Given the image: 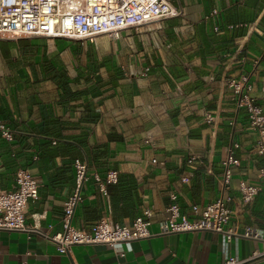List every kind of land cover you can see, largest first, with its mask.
<instances>
[{
	"label": "crops",
	"instance_id": "1",
	"mask_svg": "<svg viewBox=\"0 0 264 264\" xmlns=\"http://www.w3.org/2000/svg\"><path fill=\"white\" fill-rule=\"evenodd\" d=\"M170 1L182 16L126 28L118 37H0V120L13 133L9 141L0 132V187L13 189L19 168L40 182L39 197L26 209V221L40 231L1 230L2 263L221 262L220 233L161 232L172 193L190 217L194 204L223 194L230 197V223L240 231L264 228V196L244 201L239 190L242 181L264 187L257 133L226 82L248 75L264 108V0ZM216 7L220 16L206 17ZM230 148L239 165H231L224 182ZM76 159L87 163L89 179L72 224L88 229L107 219L131 225L149 209L148 237L117 248L93 243L58 251L47 235L62 230ZM110 171L117 180L107 183ZM256 250H264V241L244 236L229 247L239 259ZM247 264H264V257Z\"/></svg>",
	"mask_w": 264,
	"mask_h": 264
},
{
	"label": "built area",
	"instance_id": "2",
	"mask_svg": "<svg viewBox=\"0 0 264 264\" xmlns=\"http://www.w3.org/2000/svg\"><path fill=\"white\" fill-rule=\"evenodd\" d=\"M183 10L170 0H0V37H62L76 40L92 39L101 34L118 37L120 31L130 27H138L145 23L179 17ZM220 16V9L213 8L206 15ZM234 25H228L233 27ZM220 25L214 26L219 31ZM227 84L233 88L238 106L247 112L250 126L257 133L255 152L264 160V108L258 104L254 83L248 75L240 79L227 78ZM207 122L214 121L215 116L206 114ZM0 132L9 141L13 140L12 130L0 120ZM193 158L190 159L192 161ZM156 162V159H153ZM224 182H229L231 165H239V160L232 154L230 148L224 159ZM76 185L74 192L64 203L62 230L53 235H47L56 245L60 253H69L76 244L105 243L117 248L123 243L129 245L132 241L148 237L151 224V211L146 209L138 215L131 225L111 223L101 219L90 228H80L72 224L75 209L82 201L81 190L89 179L86 162L76 159ZM260 177L264 180V165L260 169ZM98 180H101L98 177ZM117 180V172H108L105 182ZM182 181L188 182L184 176ZM15 187L5 189L0 187V231L19 230L27 233L40 231L36 225L26 221V209L30 200L39 197V179L27 168H19L15 176ZM101 190H107L103 182ZM239 190L244 201H251L259 193L264 196V187L240 182ZM173 202L167 208L169 216L167 224L162 225L161 232H185L194 230H211L221 234L223 259L218 264H247L250 261L264 257V250H256L245 259H239L230 254L229 247L233 239L244 236L250 239L264 241V228L246 225L242 231L236 223L231 221V209L227 203L230 197L220 195L215 201L207 205L194 204L191 217L181 212L176 202V193L171 194ZM120 256L125 251L119 249ZM0 264H7L2 263ZM21 264H38L23 261Z\"/></svg>",
	"mask_w": 264,
	"mask_h": 264
}]
</instances>
